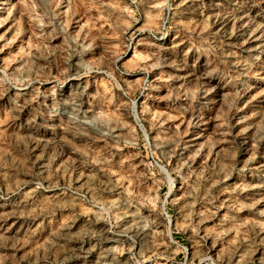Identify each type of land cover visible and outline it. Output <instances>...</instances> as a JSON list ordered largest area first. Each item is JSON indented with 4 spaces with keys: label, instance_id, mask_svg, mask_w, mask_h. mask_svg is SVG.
Here are the masks:
<instances>
[{
    "label": "rangeland",
    "instance_id": "obj_1",
    "mask_svg": "<svg viewBox=\"0 0 264 264\" xmlns=\"http://www.w3.org/2000/svg\"><path fill=\"white\" fill-rule=\"evenodd\" d=\"M132 1L0 0V264H264V0Z\"/></svg>",
    "mask_w": 264,
    "mask_h": 264
},
{
    "label": "built area",
    "instance_id": "obj_2",
    "mask_svg": "<svg viewBox=\"0 0 264 264\" xmlns=\"http://www.w3.org/2000/svg\"><path fill=\"white\" fill-rule=\"evenodd\" d=\"M125 2H127L128 4L130 5H134V2L132 0H125ZM167 13H168V10H167ZM165 30H166V23L163 24L162 26V30L158 33V34H153L152 32H150V34L155 38V39H159V40H162L164 35H165ZM133 120H134V123L135 125L142 131V133L144 134V129H143V124L140 120V118L138 117V115L136 114V112L133 111ZM164 215L168 220V216L166 215V213L164 212Z\"/></svg>",
    "mask_w": 264,
    "mask_h": 264
},
{
    "label": "water",
    "instance_id": "obj_3",
    "mask_svg": "<svg viewBox=\"0 0 264 264\" xmlns=\"http://www.w3.org/2000/svg\"><path fill=\"white\" fill-rule=\"evenodd\" d=\"M169 176V175H168Z\"/></svg>",
    "mask_w": 264,
    "mask_h": 264
}]
</instances>
